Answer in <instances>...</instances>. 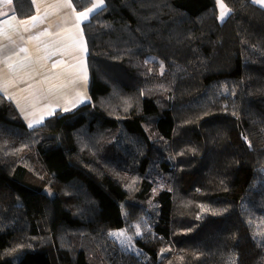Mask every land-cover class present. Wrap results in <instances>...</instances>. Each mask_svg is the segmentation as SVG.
Returning a JSON list of instances; mask_svg holds the SVG:
<instances>
[{
	"label": "trees",
	"instance_id": "16d2710c",
	"mask_svg": "<svg viewBox=\"0 0 264 264\" xmlns=\"http://www.w3.org/2000/svg\"><path fill=\"white\" fill-rule=\"evenodd\" d=\"M220 1L103 0L90 103L28 129L0 94V264H264V8Z\"/></svg>",
	"mask_w": 264,
	"mask_h": 264
},
{
	"label": "crops",
	"instance_id": "0c3cea01",
	"mask_svg": "<svg viewBox=\"0 0 264 264\" xmlns=\"http://www.w3.org/2000/svg\"><path fill=\"white\" fill-rule=\"evenodd\" d=\"M88 1L79 8L73 0H32L34 12L20 18L13 0H0V94L28 129L90 103L83 27L104 2ZM251 1L264 8V0ZM217 7L225 20L230 11L220 0Z\"/></svg>",
	"mask_w": 264,
	"mask_h": 264
},
{
	"label": "rangeland",
	"instance_id": "374dc122",
	"mask_svg": "<svg viewBox=\"0 0 264 264\" xmlns=\"http://www.w3.org/2000/svg\"><path fill=\"white\" fill-rule=\"evenodd\" d=\"M219 18L220 20L223 18V13H220L219 11ZM46 193L49 196H52L53 193L51 192V190H46ZM243 210V214H246V219L248 220V222H250L251 224H253L254 227H259L260 223H261V219H260V215L253 209H251V207L243 205L242 207ZM110 236L113 240H115L124 250H126L127 252H130L140 258H144L143 254L141 252H139L134 246H133V242L131 241L130 236L125 232V231H113L110 233Z\"/></svg>",
	"mask_w": 264,
	"mask_h": 264
},
{
	"label": "snow or ice",
	"instance_id": "6c2138e0",
	"mask_svg": "<svg viewBox=\"0 0 264 264\" xmlns=\"http://www.w3.org/2000/svg\"><path fill=\"white\" fill-rule=\"evenodd\" d=\"M8 3H11V0H7ZM217 3H219V0H217ZM89 11H92V9H89ZM81 16H84V13H80ZM33 19H35V17H33ZM54 67L56 65H53Z\"/></svg>",
	"mask_w": 264,
	"mask_h": 264
}]
</instances>
